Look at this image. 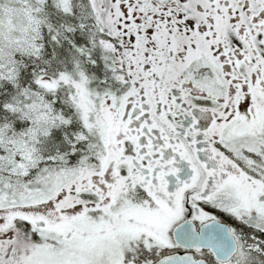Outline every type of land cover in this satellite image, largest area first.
Masks as SVG:
<instances>
[{
  "label": "snow or ice",
  "instance_id": "snow-or-ice-1",
  "mask_svg": "<svg viewBox=\"0 0 264 264\" xmlns=\"http://www.w3.org/2000/svg\"><path fill=\"white\" fill-rule=\"evenodd\" d=\"M0 264H264V0H0Z\"/></svg>",
  "mask_w": 264,
  "mask_h": 264
}]
</instances>
